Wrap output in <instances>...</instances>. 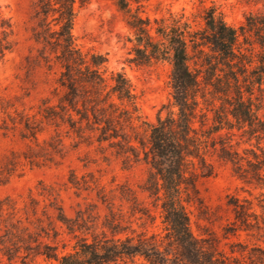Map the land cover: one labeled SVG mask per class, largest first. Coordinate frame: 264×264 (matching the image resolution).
Masks as SVG:
<instances>
[{"label": "trees", "instance_id": "16d2710c", "mask_svg": "<svg viewBox=\"0 0 264 264\" xmlns=\"http://www.w3.org/2000/svg\"><path fill=\"white\" fill-rule=\"evenodd\" d=\"M92 1L31 2L28 32L34 47L25 57V75L28 78L37 69L51 71L53 67L59 68V74L51 95L41 99L35 112L19 109L11 99L0 96V130L26 142L24 151L10 152L2 160L0 186L26 166L57 165L67 154L66 140L74 149L97 144V150H110L125 167L140 161L149 165L140 189L160 210L164 235L132 229L131 218L155 220L136 191L123 185L119 196L116 190L107 193L91 173L86 180L71 170L70 188L95 191L108 208L101 231L88 226L82 211L68 217L51 188L40 193L48 200L42 209L32 194L22 206L6 196L0 198L1 257L6 264H34L39 258L55 264H134L138 258L147 264H264V8H255L264 7V0H242L252 8L237 26L210 8L203 29L193 31L178 21L170 25L159 21L163 24L155 29L156 36L151 33L150 18L142 17L139 8L133 11L128 0H114L134 33L129 62L150 66L168 61L172 66L178 112L158 118L147 134L133 123L140 116L127 77L117 72L109 84L104 76L106 57L85 54L75 42L72 31L77 11ZM134 1L141 5L145 0ZM12 35L11 21L1 19L0 64L16 46ZM22 98L14 96L15 101ZM201 101L212 113L210 124H206L208 115ZM197 118L200 124H194ZM211 151L230 166L250 195L256 192L253 199L228 198L233 220L223 235H245L244 241L229 244V253L219 249L215 237L193 235L186 209L194 201L201 203L197 179L214 174L213 164L206 159ZM111 197L129 204L128 221L114 212ZM63 233L76 242L72 252L60 254Z\"/></svg>", "mask_w": 264, "mask_h": 264}, {"label": "rangeland", "instance_id": "374dc122", "mask_svg": "<svg viewBox=\"0 0 264 264\" xmlns=\"http://www.w3.org/2000/svg\"><path fill=\"white\" fill-rule=\"evenodd\" d=\"M128 1L133 11L139 8L142 17L150 18L151 33L154 36L158 26L163 23L170 25L173 21L185 24L193 31L201 30L205 26V12L210 8L222 13L228 24L237 26L243 20L244 13L252 8L246 6L242 0H145L141 5L134 0ZM31 2L32 0H0V20L11 21L12 39L16 43L14 50L8 53L0 64V96L11 99L19 109L35 112L41 99L51 95L59 68L53 67L51 71L37 69L28 78L25 75V57L34 47L28 32ZM255 8L264 7L258 4ZM155 19L158 23L154 22ZM72 32L78 48L83 53H96L106 57L104 76L109 84L112 83L111 76L117 72L123 73L130 81L140 116V119L134 120L133 123L138 126L140 133L147 134L149 126L157 124L158 118L176 115L178 109L173 100L171 64L168 61H159L150 66H137L129 62L133 57L131 50L135 43L134 33L126 24L124 15L115 7L114 0H94L79 8ZM25 93L29 95L24 97ZM16 95L23 98L15 101ZM200 107L208 115L206 124H210L212 113L207 111L202 101ZM194 124H200L198 118ZM43 137H48V133ZM66 145L67 154L57 165L34 169L26 166L21 174L15 175L9 183L0 186V198L13 197L19 206H22L28 195L32 194L42 209L48 204V200L40 193H46L51 188L58 194L59 203L68 217L73 218L78 211H82L88 226H95L96 231L100 232L101 223L109 212L106 204L97 199L95 191L77 192L67 184L71 170L75 171L78 177L85 175L86 180H90L87 175L91 173L107 193L116 190L114 194L119 196V188L125 185L136 191L139 202L151 210L155 217L154 222L144 218H131L132 229L137 233L146 231L148 234L164 235L160 210L152 206L148 195L140 189L149 173L148 164L140 161L125 167L122 159L115 157L110 150L103 153L97 150V144L90 147L82 144L74 149L70 146V140H66ZM25 148L26 142L17 134H4L0 130V164L10 152L21 153ZM206 159L213 164L214 174L199 177L196 181L201 203L194 201L186 208L190 228L193 235L199 239L215 237L219 249L229 253V244L237 240L244 241L245 235L241 233L238 238H225L223 235L224 227L233 220L232 208L227 204L228 198L234 195L240 199H253L256 192L253 191L250 195L249 188L233 176L230 166L220 161L212 151L207 153ZM111 203L114 212L121 214L125 221L130 219L127 202L111 197ZM43 219L45 224L47 220L45 217ZM59 240H63L59 243L60 254L73 251L76 240L72 236L63 233ZM0 264H6L1 255ZM34 264L55 262L39 258ZM134 264L147 263L138 258Z\"/></svg>", "mask_w": 264, "mask_h": 264}]
</instances>
